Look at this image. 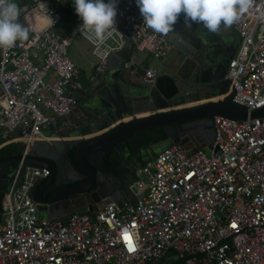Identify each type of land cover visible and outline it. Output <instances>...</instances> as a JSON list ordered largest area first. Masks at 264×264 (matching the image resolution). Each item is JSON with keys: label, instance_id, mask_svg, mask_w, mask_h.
Instances as JSON below:
<instances>
[{"label": "built area", "instance_id": "built-area-1", "mask_svg": "<svg viewBox=\"0 0 264 264\" xmlns=\"http://www.w3.org/2000/svg\"><path fill=\"white\" fill-rule=\"evenodd\" d=\"M17 1L18 22L29 36L0 48V145L17 129L24 148L1 196L0 264H153L170 252L201 253L179 264H264V116H212L207 153L179 144L161 150L134 171L121 206L107 200L60 218L39 216L29 190L50 170L24 164L23 156L42 128L74 103L79 69L66 55L69 43L86 40L97 71L124 38L134 51L155 58L165 57L171 45L146 27L135 0H118L110 44L85 39L76 12L66 29H57L68 0ZM229 28L238 42L224 79L231 100L250 112L264 106V0H253ZM155 73L145 67L142 80L152 82Z\"/></svg>", "mask_w": 264, "mask_h": 264}, {"label": "water", "instance_id": "water-1", "mask_svg": "<svg viewBox=\"0 0 264 264\" xmlns=\"http://www.w3.org/2000/svg\"><path fill=\"white\" fill-rule=\"evenodd\" d=\"M196 25L188 27L183 16L180 17L167 37L179 60L167 71L155 74L152 82L142 80L144 68L136 62L123 66L130 54L127 38L121 48L108 53L103 70L79 71V86L71 91L74 103L69 114L57 117L42 129L45 135L72 138L34 142L23 156L24 164L45 166L50 170L45 185L36 188L39 178L29 190L46 218H60L66 210L77 208L78 198L83 199L80 207L89 211L92 203L128 194L122 175L117 177L113 171L119 169L132 174L136 164H143L172 144H179L184 150L191 146V150L208 149L212 116H264V106L247 112L245 107L231 100L232 92H228L224 73L234 49L210 43L213 39L208 32L195 34ZM202 95V98L221 97L192 103ZM147 111L149 113L136 116ZM66 121L71 127H64ZM101 130L104 131L96 133ZM60 144H75L71 158L78 163L77 168L68 154L65 161L76 181L64 184L58 181L60 167L53 156ZM61 151L64 152V147ZM21 156L0 157V213L2 193L10 185ZM21 172L22 169L16 184ZM117 182L122 185L118 187ZM51 184L62 187L44 198L42 191ZM117 205L121 206L120 200ZM200 254L178 257L173 253L153 264H179L189 256Z\"/></svg>", "mask_w": 264, "mask_h": 264}, {"label": "clouds", "instance_id": "clouds-1", "mask_svg": "<svg viewBox=\"0 0 264 264\" xmlns=\"http://www.w3.org/2000/svg\"><path fill=\"white\" fill-rule=\"evenodd\" d=\"M73 2L75 12L82 21L79 32L88 41L93 44L103 43L111 35V31L116 30L118 0H107V3L105 0H73ZM135 2L146 27L165 37L173 32L181 16L188 27L199 24L209 32L219 33L222 25L225 28L230 27L253 6V0H135ZM19 15L20 9L16 3L12 0H0V48L9 50L17 41L28 39L29 28L18 22ZM34 142L38 141L34 140L32 143ZM21 145L23 150V143ZM85 210L88 211L86 208L77 211Z\"/></svg>", "mask_w": 264, "mask_h": 264}, {"label": "crops", "instance_id": "crops-1", "mask_svg": "<svg viewBox=\"0 0 264 264\" xmlns=\"http://www.w3.org/2000/svg\"><path fill=\"white\" fill-rule=\"evenodd\" d=\"M68 6H71L70 4H69V1H68ZM68 6H67V8H68ZM194 32H195V34H202L203 32L204 33H206V32H208V33H210L211 34V36H212V39H213V41H211L210 43H215V44H219V46L220 47H223L224 45H227L228 47H232V49H234L235 50V47H236V44H237V40H238V37H237V35L234 33V31L233 30H231L230 28H225L223 25L221 26V28H220V31H219V33H212V32H209L207 29H205V28H203V26L202 25H199V24H197L196 25V27H195V29H194ZM169 35V34H168ZM123 40H125V39H123ZM86 41V40H85ZM226 47V46H225ZM226 50V48L224 49V51ZM136 52H138V51H134L132 48H130V54H129V56L130 55H132V57H131V62H136L138 65H140L142 68H145V67H151V68H153L154 70H155V72H156V74H158V73H163L164 71H167V69H169V68H171L174 64H175V62L176 61H178L179 59V56H177V52L176 51H174L172 48L170 49V51L168 52V54L165 56V57H163V58H159L160 59V61L159 62H156V64L158 65L157 67L154 65V64H151V63H148V62H146L145 60H147V56H138L137 58H136ZM140 53V52H139ZM142 53V52H141ZM145 53V52H144ZM92 54V53H91ZM146 55H149V54H147V53H145ZM232 54H233V52H232ZM92 55H94V54H92ZM150 56V55H149ZM152 57V56H151ZM155 58V57H154ZM95 65H96V62H95V64H93V66H85V67H83V68H78L80 71H83L84 73H89L90 71H94V69H95ZM201 97V99H199V100H195L194 102H192V103H200V102H205V101H207V100H215V99H218V98H220L221 96L219 95V96H216V97H210V98H202L203 97V95L202 96H200ZM147 113H149V111H147V112H143V113H140V114H136V116H140V115H145V114H147ZM69 114V113H68ZM56 119V118H55ZM125 119H127V118H125ZM124 119V120H125ZM54 120V119H53ZM52 120V121H53ZM51 121V122H52ZM64 127H71V123H69L68 121H66L65 123H64ZM104 130H101V131H98V132H96V133H102ZM19 136H20V132H19V130H17V129H15L14 131H12V133H10V135H9V138H8V140L5 142V143H3V144H1L0 145V147H2V146H4V145H6V144H9V143H22V141H21V139L19 138ZM67 137H69V136H66V137H63V136H59L58 134H49V135H45V134H43L42 133V130H41V133H40V135L38 136V138L36 139L39 143L41 142V141H49V140H58V139H62V140H65V139H69V138H67ZM82 137H84V136H82ZM11 138H14V140H11ZM19 138V139H18ZM1 142H3V141H1L0 140V143ZM190 147V146H189ZM191 148H192V146H191ZM191 148H189V150H191ZM1 157V156H0ZM141 164H139V166H140ZM113 173L117 176V177H119L120 175H121V173L122 172H120V170L119 169H116V170H114L113 171ZM49 178V177H48ZM47 177L46 178H44L45 180L46 179H48ZM131 182V181H130ZM65 182H63V184H64ZM130 184V183H129ZM116 185L119 187V186H121V184H120V182L118 183H116ZM41 185L40 184H38L37 185V189L40 187ZM126 196H127V194H125V195H123L122 197L121 196H117V197H114V199L115 200H112V199H110V200H112V201H115L116 203H117V200H124L125 198H126ZM106 198V197H105ZM103 202H104V200H102L101 202H99V203H92V209H95V208H98V207H100L102 204H103ZM71 210V209H70ZM72 210H84V209H82L81 207H77V208H73ZM67 211V213L69 212V209L68 210H66ZM40 216V215H39ZM41 217V216H40ZM42 218V217H41ZM43 219H48V218H43Z\"/></svg>", "mask_w": 264, "mask_h": 264}, {"label": "rangeland", "instance_id": "rangeland-1", "mask_svg": "<svg viewBox=\"0 0 264 264\" xmlns=\"http://www.w3.org/2000/svg\"><path fill=\"white\" fill-rule=\"evenodd\" d=\"M69 4L75 9L73 0H68ZM14 3L18 4L17 0H13ZM23 25V23H21ZM112 37L115 38V35H112ZM110 42L113 43V39L109 38L105 40L106 44H110ZM92 46L82 39L81 37H74L73 40L69 43L66 49V55L68 58L74 63V65L78 68H83L85 66H93L96 62V57L91 54ZM136 58L139 56H147V60H145L148 63L154 64L156 67L158 66L156 62H159V58L151 57V55H146L144 52H136ZM204 152L207 153L208 149L204 148ZM135 170L139 167V164L135 165ZM38 214L42 218H46V214L42 211L38 210Z\"/></svg>", "mask_w": 264, "mask_h": 264}, {"label": "flooded vegetation", "instance_id": "flooded-vegetation-1", "mask_svg": "<svg viewBox=\"0 0 264 264\" xmlns=\"http://www.w3.org/2000/svg\"><path fill=\"white\" fill-rule=\"evenodd\" d=\"M74 146H75V144H72L71 146L70 145L62 146L60 144L56 147L57 150L54 152L55 154L53 157L55 158V161H57V163L60 167V175L58 177L59 182L76 181V178H75L76 176H74L73 173L70 171V169L68 168L66 161H65V155L68 154V156L70 157V161H71L72 165H74L77 168L78 163L73 158H71V150L74 148ZM61 147H64V152L61 151ZM135 167L136 166H134V171H135ZM79 168H80V166H79ZM80 170H82V169L80 168ZM134 171L132 172V174L131 173L130 174L121 173L122 181H123L124 185L126 186V188L128 189V191H129V183L133 178ZM48 179H46V180L40 179L38 184H40L41 186L45 185L48 182ZM61 187L59 185L54 186L51 184L42 191V196L44 198H47L53 192L55 193L56 191H58ZM82 205H83V199L78 198L77 202H76V206L80 207Z\"/></svg>", "mask_w": 264, "mask_h": 264}, {"label": "trees", "instance_id": "trees-1", "mask_svg": "<svg viewBox=\"0 0 264 264\" xmlns=\"http://www.w3.org/2000/svg\"><path fill=\"white\" fill-rule=\"evenodd\" d=\"M74 13L75 9L72 6H68V8L65 10L66 17H63L61 24L57 28L60 32L66 29L64 23L67 22L71 17H73ZM21 151L22 145L20 143H9L0 147V156L20 154ZM171 254L172 253L170 252L168 256Z\"/></svg>", "mask_w": 264, "mask_h": 264}, {"label": "bare ground", "instance_id": "bare-ground-1", "mask_svg": "<svg viewBox=\"0 0 264 264\" xmlns=\"http://www.w3.org/2000/svg\"><path fill=\"white\" fill-rule=\"evenodd\" d=\"M228 28H229V27H228ZM167 37H168V36H167ZM237 42H238V40H237ZM236 47H237V44H236ZM236 47H235V50H236ZM235 50L233 51V54H234ZM233 54H232V55H233ZM232 55H231V56H232ZM230 58H231V57H230ZM230 58H229V59H230Z\"/></svg>", "mask_w": 264, "mask_h": 264}]
</instances>
